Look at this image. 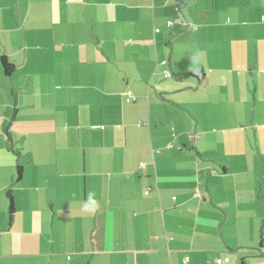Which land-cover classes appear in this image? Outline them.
<instances>
[{
  "label": "crops",
  "instance_id": "obj_1",
  "mask_svg": "<svg viewBox=\"0 0 264 264\" xmlns=\"http://www.w3.org/2000/svg\"><path fill=\"white\" fill-rule=\"evenodd\" d=\"M0 264H264V0H0Z\"/></svg>",
  "mask_w": 264,
  "mask_h": 264
},
{
  "label": "trees",
  "instance_id": "obj_2",
  "mask_svg": "<svg viewBox=\"0 0 264 264\" xmlns=\"http://www.w3.org/2000/svg\"><path fill=\"white\" fill-rule=\"evenodd\" d=\"M1 62H2L3 69H4V73L6 75H12L15 72V66L8 60L6 56H2ZM13 117H14V114H13ZM21 174H22V166L20 165L18 169V179L21 178ZM9 199L11 201L10 214L12 215L14 213L15 208H14L13 198H12L11 193H9Z\"/></svg>",
  "mask_w": 264,
  "mask_h": 264
},
{
  "label": "built area",
  "instance_id": "obj_3",
  "mask_svg": "<svg viewBox=\"0 0 264 264\" xmlns=\"http://www.w3.org/2000/svg\"><path fill=\"white\" fill-rule=\"evenodd\" d=\"M179 9V7H176V10H178ZM176 23V21L175 20H170V21H168V25L169 26H173L174 24ZM157 31H159V29H157ZM168 60L167 59H165V60H163V65H168ZM163 73H164V75H165V77H172V71H171V69L170 68H166V69H164L163 70ZM136 100V97H133L131 94H128V96L126 97V101L127 102H131V101H135ZM141 166H143L144 165V163L142 162L141 164H140ZM146 194H149V190H147L146 191ZM175 199V198H174ZM222 260H219V262H221Z\"/></svg>",
  "mask_w": 264,
  "mask_h": 264
}]
</instances>
